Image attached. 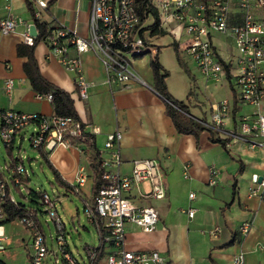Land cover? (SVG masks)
<instances>
[{"label":"built area","instance_id":"obj_1","mask_svg":"<svg viewBox=\"0 0 264 264\" xmlns=\"http://www.w3.org/2000/svg\"><path fill=\"white\" fill-rule=\"evenodd\" d=\"M44 9V0H33ZM155 11L157 28L174 38L176 51L184 53L194 62L205 83L229 84L231 100L222 98L212 101L209 96L208 115L199 119L205 129L225 140H243L250 148H264V0H148ZM145 19L151 23L143 25L135 9V0H89V27L87 36H80L74 30L60 28L52 38L50 53L58 58L74 75L77 95L81 99L88 96V82L85 79L80 54L91 51L96 54L106 73L108 83L117 82L121 87L130 88L137 83L148 84L133 70L132 60L139 56L148 45L143 33L151 31L154 17L150 11L144 12ZM38 19L40 10H35ZM17 21L12 16L0 18V32L9 33L15 29ZM231 36L235 54L223 60L214 41V33ZM23 42L30 45L32 37L26 34ZM68 46L75 49L74 55L67 53ZM234 67V73L232 69ZM14 86L12 78H6L0 85V93L9 94ZM235 86V88H234ZM192 91V90H191ZM206 92V91H205ZM192 94V93H191ZM36 98L50 101L51 95L36 94ZM237 104L252 106L234 119ZM22 130H30L29 143L46 157L56 148L84 146L91 142L99 127L84 124L71 116L44 115L16 109L0 108V141L11 150L14 138L23 139ZM121 131L115 130L106 135L103 147L98 149L101 159L102 183L97 192L83 201L82 211L96 230L97 246H84V256L75 258L68 248L65 224L56 207V201L46 191L41 193V211L25 207L18 219L30 233L28 259L30 264H49L50 256L56 262L57 250L62 254L65 264H165L156 250L134 251L125 247V226L135 224L142 232L155 229L158 220L157 210L150 205L137 203L145 198L161 199L166 194V181L158 161L143 158L131 162L130 172L122 174L115 170L121 163L119 141ZM259 138V140H256ZM228 142V141H227ZM217 169L209 168V184L215 183ZM26 170L21 163L11 160L0 165V264L6 253V238L3 232L4 203L17 205L9 193L10 187L19 188L21 178H26ZM183 178H189L188 164L182 166ZM88 177L84 167L77 169L76 184H83ZM260 178V179H259ZM251 176L249 194L256 196L264 204V174ZM146 183V186L143 184ZM141 185L144 187L141 188ZM137 189V196L132 191ZM73 191H77L74 187ZM191 199L193 192L188 193ZM194 208L186 210L192 217ZM39 212L46 214L56 228L55 244L57 250L46 243L43 225L38 219ZM250 222H241L238 231L245 235ZM220 227L213 226L208 234L216 237ZM240 252L231 258L230 264H243Z\"/></svg>","mask_w":264,"mask_h":264},{"label":"crops","instance_id":"obj_2","mask_svg":"<svg viewBox=\"0 0 264 264\" xmlns=\"http://www.w3.org/2000/svg\"><path fill=\"white\" fill-rule=\"evenodd\" d=\"M28 1L34 13L35 10H40L38 21L45 23L51 38L55 37L60 28L87 36L89 0H44V9H39L33 0ZM6 16H12L17 25L9 33L0 32V85L4 79L12 78L14 86L9 94L0 93V108L50 115L53 113L51 102L45 98H36L37 93L31 88L22 69L25 57L16 54V45L23 43V37L29 35L28 21H33L32 13L26 7L25 0H0V18ZM150 23V19L142 22L143 25ZM144 31L143 34L149 37L145 40L148 45L145 53L155 50L154 54L157 50L158 57L161 49L172 47L177 67L188 78L187 93L185 99H181V95L169 86L168 72L165 78L168 93L183 102L193 118L199 120L206 117L208 111L200 117L197 107L189 101L194 80L178 62L180 58L174 38L169 43L166 38L171 34L163 32V35H152L147 28ZM217 41L221 45V41ZM223 49L218 48V51L224 54ZM67 53H76L73 46H68ZM34 56L41 74L70 94L79 120L99 127V132L94 135L97 149L103 147L107 134L115 130L121 131V163L115 170L127 174L133 160L153 158L159 162L164 172L165 196L161 199L145 198L137 202L153 206L157 210L156 227L145 233L135 224L127 223V249L156 250L164 258L165 264H230L231 258L240 252L244 257L243 264H264V204L256 196L249 194L251 176L256 174L259 178L264 174V148H250L243 140H225L207 129L201 130L196 136L177 132L165 113L164 102L152 87L149 62L148 68L140 66V63L135 66L134 62L132 67L150 88L137 83L125 88L117 82L106 81V73L96 54L91 51L80 54L81 67L89 84L87 98L81 99L77 95L73 72L50 53L45 40H40L35 45ZM159 63L167 70L160 61ZM242 107L237 104L235 120L238 115L252 110V106H246V109ZM210 133L213 139L222 140L225 146L212 141ZM46 159L58 173L62 184L52 181L76 195L83 205V201L90 198L92 188V173L84 146L56 148ZM184 164H188L187 179L182 176ZM81 166L87 171L88 177L78 186L75 180L77 169ZM210 167L217 169L214 184L208 183ZM143 186L141 185V190ZM74 187H77V191H73ZM189 192L194 193L191 199L188 197ZM132 194L137 196V189ZM188 208L195 210L192 217L187 216ZM42 216L43 213L39 212L40 221ZM244 221L250 222V229L245 235H241L238 226ZM213 226H218L221 230L216 237L208 234Z\"/></svg>","mask_w":264,"mask_h":264},{"label":"rangeland","instance_id":"obj_3","mask_svg":"<svg viewBox=\"0 0 264 264\" xmlns=\"http://www.w3.org/2000/svg\"><path fill=\"white\" fill-rule=\"evenodd\" d=\"M213 37L216 47L219 49L222 47L224 48V54L219 50V54L223 60L235 54V47L231 36L217 32L214 33ZM217 39L221 41L222 46L218 44ZM166 40H169V43H171L173 37L167 35ZM154 51L144 52L142 55L135 57L128 54L127 58L132 60L135 66L140 63V66L148 68L149 59L153 56ZM179 58L187 70L185 71L183 68L182 69L193 77L194 83H192V94L189 97V101L192 105L197 107L200 117L205 115L208 111L209 105L206 96H209L212 101H218L225 97L231 99L232 92L227 82H222L221 85H214L210 82L209 86L205 89L204 80L197 71L191 58L184 53L179 54ZM158 59L169 72L168 82L171 89L181 95V99H185L188 78L186 79V75L177 67L173 48L165 47L161 49L158 54ZM135 72L141 77L137 71ZM234 72L233 67L231 73ZM242 108L246 109L247 107L243 106ZM204 111L205 113L203 114ZM22 133H24L23 139L16 137L11 150L6 148L0 141V165H4L18 158V161H21L27 174L24 181L19 184V188L10 187L9 193L17 202H21L26 206L32 205V207H41V199L36 196L37 193L43 190L49 193L50 196L55 199L57 211L65 224V236L68 248L72 255L79 259V255L84 256L83 248L86 244L89 246H97L98 240L96 230L86 219L78 197L72 192L64 190L52 181L53 175L45 160L41 157L37 149L32 147L29 143L28 136L30 130H22ZM143 185L146 186V183ZM41 223L44 228L47 245L49 248H52L53 251H56V228L54 223L47 219L46 214H43L41 217ZM2 225L7 243L6 253L2 256L3 263L30 264L27 255L28 245L30 244V233L28 229H26L23 223L18 219L12 221L4 220ZM61 255L62 254L57 250V261L55 262L54 258L50 256L51 260H49L48 263L65 264L61 260Z\"/></svg>","mask_w":264,"mask_h":264},{"label":"trees","instance_id":"obj_4","mask_svg":"<svg viewBox=\"0 0 264 264\" xmlns=\"http://www.w3.org/2000/svg\"><path fill=\"white\" fill-rule=\"evenodd\" d=\"M26 7L32 13L33 23L36 28V36L32 38V43L30 45L23 43H18L16 45V54L20 57H25V61L22 64L23 72L26 78L29 81L31 88L38 94L46 95L50 94V102L52 105V111L54 115H61V116H71L73 118L79 119L74 108L73 100L70 97V94L56 86L55 84L48 81L40 72L38 68V64L36 58L34 56V48L35 45L40 40H45L50 46L51 43V33L47 29L44 22L38 21V19L34 16V12L32 10L31 3L28 0H25ZM135 9L139 16L140 21L142 22L145 19L144 12L150 11L154 17V22L151 25V34L152 35H163L164 33L157 28V18L156 13L153 11L148 3V0H135ZM175 49V48H174ZM178 60V59H177ZM181 68L185 71L187 70L185 65L178 60ZM149 66L152 71L153 77V84L152 87L155 93L162 99L165 106V113L171 119L172 124L177 132L181 134H193L197 135L198 132L205 129L201 122L195 118H193L185 106V104L181 101L174 99L167 91L165 78L168 75V71L165 70L159 63L157 57V50L150 58ZM190 91L188 92V95ZM211 132V131H209ZM210 139L212 141H217L222 143L225 146V143L222 140H215L211 136ZM86 153H87V161L88 165L91 169V176H92V188H91V195L95 194L102 183L101 174H102V167H101V159L98 155V149L95 146V140L91 142H87L86 144ZM41 157L45 160L48 167L51 169L53 175V181L62 184V181L58 175V173L53 169L49 161L46 159L45 154L39 152ZM241 169V165H239V171ZM25 177H22L21 180L24 181ZM41 192L37 193L41 199ZM4 212L6 215L7 221H12L14 219H19L22 214L24 213L25 207H32V205H23L21 202H17V205H13L10 202H5L3 204ZM38 211H41V207L37 206L34 207Z\"/></svg>","mask_w":264,"mask_h":264},{"label":"water","instance_id":"obj_5","mask_svg":"<svg viewBox=\"0 0 264 264\" xmlns=\"http://www.w3.org/2000/svg\"><path fill=\"white\" fill-rule=\"evenodd\" d=\"M28 32H29V35L31 36V37H35L36 36V34H37V32H36V29H35V26H34V23H33V21L32 20H29L28 21ZM260 179V178H259Z\"/></svg>","mask_w":264,"mask_h":264}]
</instances>
